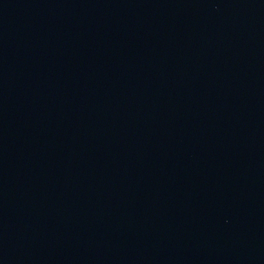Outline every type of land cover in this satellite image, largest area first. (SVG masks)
Returning a JSON list of instances; mask_svg holds the SVG:
<instances>
[{
	"label": "water",
	"instance_id": "water-1",
	"mask_svg": "<svg viewBox=\"0 0 264 264\" xmlns=\"http://www.w3.org/2000/svg\"><path fill=\"white\" fill-rule=\"evenodd\" d=\"M0 264H264V0H0Z\"/></svg>",
	"mask_w": 264,
	"mask_h": 264
}]
</instances>
